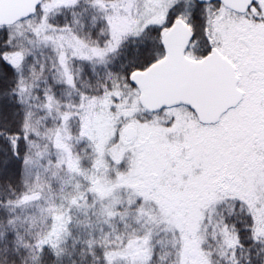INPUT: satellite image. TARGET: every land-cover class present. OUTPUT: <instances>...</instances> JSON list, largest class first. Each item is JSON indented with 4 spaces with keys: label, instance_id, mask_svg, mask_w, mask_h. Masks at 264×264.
I'll use <instances>...</instances> for the list:
<instances>
[{
    "label": "snow or ice",
    "instance_id": "snow-or-ice-1",
    "mask_svg": "<svg viewBox=\"0 0 264 264\" xmlns=\"http://www.w3.org/2000/svg\"><path fill=\"white\" fill-rule=\"evenodd\" d=\"M0 264H264V0H0Z\"/></svg>",
    "mask_w": 264,
    "mask_h": 264
}]
</instances>
